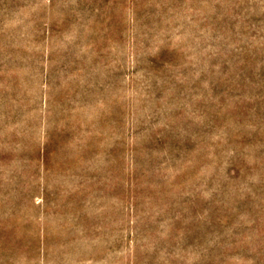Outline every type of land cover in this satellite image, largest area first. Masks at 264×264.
Returning a JSON list of instances; mask_svg holds the SVG:
<instances>
[{
  "label": "rangeland",
  "instance_id": "obj_1",
  "mask_svg": "<svg viewBox=\"0 0 264 264\" xmlns=\"http://www.w3.org/2000/svg\"><path fill=\"white\" fill-rule=\"evenodd\" d=\"M0 264H264V0H0Z\"/></svg>",
  "mask_w": 264,
  "mask_h": 264
}]
</instances>
